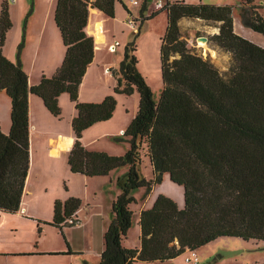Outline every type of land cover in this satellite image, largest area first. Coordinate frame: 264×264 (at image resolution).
Wrapping results in <instances>:
<instances>
[{
  "label": "trees",
  "instance_id": "trees-1",
  "mask_svg": "<svg viewBox=\"0 0 264 264\" xmlns=\"http://www.w3.org/2000/svg\"><path fill=\"white\" fill-rule=\"evenodd\" d=\"M118 1L57 0L55 21L65 47L64 60L53 76H43L34 86L20 61L12 62L3 53L12 28L8 4L3 2L0 91L11 99L12 124L8 134L0 126V211L12 214L21 207L30 168V96L41 98L47 110L60 117L59 97L66 93L77 110L72 120L75 141L68 158L71 172L101 177L127 168L118 179L121 193L112 204L113 219L97 264H164L226 237L264 241V47L234 31L233 7L168 1L161 9L168 20L160 49L158 99L139 70L136 40L127 43L120 68L113 73L115 94L137 92L140 96L137 114L123 134L129 139V150L110 155L89 151L82 144L83 132L111 120L117 106L114 95L100 103L79 101L80 85L94 58V39L87 33L89 10L96 8L115 18ZM258 8L253 0H245L241 21L264 36V17ZM183 18L220 23L219 33L211 40L232 54L229 77L182 39L179 22ZM143 157L153 169L150 181L140 175ZM164 175L183 187L184 207L159 195L140 214V247L126 249L123 240L133 223V192L145 188L150 193ZM80 207L76 197L56 201L51 225L61 231L75 226L68 221Z\"/></svg>",
  "mask_w": 264,
  "mask_h": 264
},
{
  "label": "crops",
  "instance_id": "crops-1",
  "mask_svg": "<svg viewBox=\"0 0 264 264\" xmlns=\"http://www.w3.org/2000/svg\"><path fill=\"white\" fill-rule=\"evenodd\" d=\"M4 1H6L8 4L10 18L12 21V28L7 33L5 45L3 47V53L12 62L20 61L23 70L29 77V84L31 86L37 85L39 84L43 76L51 77L55 74L57 69L61 66L65 56V47L63 45L61 34L55 21L54 8L56 10L55 6L57 4V0H50L48 4L40 2V5H38L37 1L35 0L33 2L32 8H30V4L24 1H21L18 6L15 5L14 2H8L7 0ZM4 1L2 0V4ZM184 1L188 4L200 3H197L195 0ZM2 4L0 6V12ZM138 4L139 3H137V5ZM261 8L262 7L258 8V12L260 13V15H262L260 12ZM164 11L165 10H156L155 6L153 8H141L139 9L138 13V16H140L139 18L134 17L129 10L127 12L129 16H132L135 20H137L140 25L141 22H143L140 28L141 33V31H145L147 29L149 22L159 18V15L161 13H164ZM100 13L103 12L99 11L96 8H90L89 10L87 33L94 39V58L92 63L88 67L79 88V101L83 103L102 102L106 96L114 93V87L116 85V78L113 73L118 72L116 67L120 62V59L111 60L98 58L97 54V41L103 33L101 31V28L105 21L104 18H101L102 16L100 15L102 14ZM153 13H157V15H155L153 18L147 19ZM103 15L105 14L103 13ZM232 16L234 31L238 35L264 47V36L262 34L258 33L260 36L262 35L261 37H263V39L257 37V33L252 29L245 27L242 24L240 15L239 20L236 23L234 18V10ZM209 23L211 22L202 19L183 18L179 22V25L183 34L185 30H192L200 27L209 28ZM215 25V30L211 32V36L219 33L220 23H215ZM165 31L163 29V33L151 34V50L149 52V59L147 62L142 63L143 61H141L140 58L137 57L139 60L138 67L141 71L143 69H150V67L153 68V66L155 65L156 50L160 53L162 37L164 36ZM22 42L24 43L19 51V46ZM109 47H111V44L108 46V49ZM143 71L142 73L148 81V77L146 75L147 73ZM161 91L162 86L160 89V93ZM65 94L66 93L62 94L59 97V105L62 110L60 117L53 116L47 110L41 98L35 95L30 96V168L25 182V189L19 211L12 214L0 211V225L3 221L6 222L7 225L11 226V230L9 232L7 231L4 235L0 230V264H21L26 259L32 261H35L36 259V261H42V263L48 264V260L44 259L55 257L59 255L55 252H63L65 250L63 248H57L56 246H45L44 248L33 246L32 242L29 243L23 241L20 238H17V235L13 234V232H18L17 230L22 227L20 226V223L31 222L37 223L38 227H41L43 229L55 228L59 230L60 233H64V229H70L71 227H65L61 231L59 228L51 225L54 217L55 202H64L70 197L80 198L83 201L87 202V200L85 199H88L87 195H82L79 192H69L66 194H61V187L54 186V182H56L57 180H65V178L67 177L69 178L68 175H82L79 173L71 172L68 164V158L75 141V136L72 129V120L76 117L77 110L69 95L67 94V96ZM115 95H117L116 97L119 98L118 96H121L122 94ZM131 96L138 99L139 106V94L137 92H134ZM11 108V99L5 92L0 91V126L3 132L6 134L9 133L12 124ZM103 123L105 122L97 123L89 129L85 130L81 139L82 144L89 151H101L106 152L110 155H122V153H118L121 152L120 150H122L121 146H116L117 143L112 139L114 137L121 136V133L123 134V132L125 131L124 126H103L106 125ZM102 140H105L104 143H101ZM125 168L126 167L120 169ZM117 170L111 171L107 176H82L85 178L109 179V182H100L101 180H98V182H90L89 185H91L94 191H97L101 186L106 185L109 188L106 194L107 199L111 204H113L114 200L120 194L119 188L114 186V183L124 173V170ZM86 183L88 184L89 182ZM175 193L177 195L179 194L178 191ZM142 200L143 201L141 202V205L139 207V214H141L143 210L151 208L156 201H152L151 193H148ZM176 200L179 208H183L179 205V199ZM80 209L76 212L75 217L77 220H80ZM10 217L12 224L9 223ZM125 239L123 240V242L125 241ZM65 245L67 248H69V244L66 240ZM101 253L99 255V259Z\"/></svg>",
  "mask_w": 264,
  "mask_h": 264
},
{
  "label": "rangeland",
  "instance_id": "rangeland-1",
  "mask_svg": "<svg viewBox=\"0 0 264 264\" xmlns=\"http://www.w3.org/2000/svg\"><path fill=\"white\" fill-rule=\"evenodd\" d=\"M4 1V0H3ZM8 2H14L15 5H19L21 1L30 4V8L33 6L35 0H7ZM37 4L40 2L48 4L50 0H36ZM133 1H137L139 4L135 5ZM157 0H148L146 7L153 8ZM197 3H203L207 5H229L233 7L234 18L236 23L239 20V15L242 10V4L245 0H195ZM145 0H119L115 8V18L102 15L104 18V23L102 25L101 31L103 32L97 41V54L98 58H105L116 60L123 59L124 49L127 43L136 40V56L140 58L141 61L147 62L149 59V52L151 50V34L163 33L167 25V14L166 11L159 15L154 21L149 22L147 29L145 31H138L141 27L138 23L136 29H132L128 25V12L123 7V4L132 13L134 17H140L139 9L143 8ZM2 0H0V6ZM253 4L258 7H262L260 12L264 17V0H253ZM56 7V6H55ZM55 12V8H54ZM28 13V12H27ZM26 15V14H25ZM210 27H200L192 30H185L183 32L182 39L188 42L189 47L204 59L209 60L225 77H229L230 69L233 64L232 54L225 51L223 48L215 44L211 38V32L215 30V23H209ZM205 36L209 41L205 44L197 40L198 37ZM254 36V35H253ZM257 37L263 39L258 33ZM264 40V39H263ZM264 43V42H263ZM114 45L115 50L112 51L109 45ZM156 50L155 65L150 67V69L144 70L147 73L148 85L152 88L154 92L155 99H158L160 95V89L162 86V79L160 73V53ZM120 62L117 64V71L120 68ZM140 70V69H139ZM142 70V71H143ZM140 70V72L142 73ZM143 71V72H144ZM143 74V73H142ZM144 76V75H143ZM67 95V94H65ZM117 106L113 117L110 121L105 122L103 126H124L126 130L132 120L134 119L137 109H138V99L133 96L121 95L117 98ZM68 96V95H67ZM119 99V100H118ZM102 126V125H100ZM117 143L116 146H121V152L125 154L129 148L130 143L128 137L121 136L114 137L112 139ZM102 140L101 143H104ZM100 143V144H101ZM107 143V142H106ZM114 144V143H113ZM119 177L122 179L126 173L127 169ZM117 170V171H120ZM139 171L141 178L150 181L154 178L153 169L150 165L149 159L147 157L142 158L141 165L139 166ZM69 178L65 180H57L54 185L56 187H61V194L69 192H79L82 195H87V202L80 199L82 202L81 209L79 211V221L80 223L71 227L70 229H64V233H60L59 230L55 228L43 229L38 227L37 223L23 222L20 223L22 226L18 232H13L17 235V238L23 241L32 242L33 246H39L44 248L45 246H56L57 248H63V252H55L59 254L55 257H50L48 259V264H97L99 261V255L104 250V233L107 231L110 223L112 222V204L107 199V192L109 188L103 185L97 191H94L91 187L90 182H109V179L103 178H85L82 175H68ZM71 178V179H70ZM118 181L114 183V186L119 188ZM86 182H89L88 184ZM179 192V196L175 192ZM152 201L156 200L159 195H165L172 198L175 202L179 199L180 207H184V189L173 182H171L169 176H163L161 183L156 184L152 191ZM147 195L146 189L141 188L133 192V196L136 199L134 203L130 205V209L133 212V223L128 231L127 238L123 242V246L126 249L135 250L139 248L140 245V226H139V207L141 205L142 199ZM85 197V196H84ZM141 201H139V200ZM139 201V202H138ZM177 203V202H176ZM151 207V206H148ZM150 209V208H149ZM101 212V213H100ZM10 224H12L10 217ZM1 233L4 235L6 232L11 230V226L7 225L6 222L2 221L0 225ZM69 244V248L65 245V240ZM199 259L198 264H263L264 263V241H245L240 238H220L216 241L196 250ZM186 254L176 257L173 260L166 261L164 264H190L186 262ZM21 260V259H20ZM21 264H45L42 261H32L26 259ZM141 264H154V263H141Z\"/></svg>",
  "mask_w": 264,
  "mask_h": 264
},
{
  "label": "built area",
  "instance_id": "built-area-1",
  "mask_svg": "<svg viewBox=\"0 0 264 264\" xmlns=\"http://www.w3.org/2000/svg\"><path fill=\"white\" fill-rule=\"evenodd\" d=\"M174 2V1H177V0H157L156 1V4H155V9L156 10H161L163 9L165 6H166V3L167 2ZM134 4H137L138 2L137 1H133ZM128 25L132 28V29H136L137 28V25L139 22H137V20H135L132 16H129L128 17ZM111 50L114 51L115 50V46L114 45H111ZM124 134V132H123ZM69 224H78L79 223V220H77L75 217H73V220H70L68 221ZM187 254H186V262L187 263H190V264H198L199 263V257H198V254L196 252V250H187L186 251Z\"/></svg>",
  "mask_w": 264,
  "mask_h": 264
},
{
  "label": "water",
  "instance_id": "water-1",
  "mask_svg": "<svg viewBox=\"0 0 264 264\" xmlns=\"http://www.w3.org/2000/svg\"><path fill=\"white\" fill-rule=\"evenodd\" d=\"M197 40L203 43H207L209 41V39L205 36L198 37Z\"/></svg>",
  "mask_w": 264,
  "mask_h": 264
},
{
  "label": "bare ground",
  "instance_id": "bare-ground-1",
  "mask_svg": "<svg viewBox=\"0 0 264 264\" xmlns=\"http://www.w3.org/2000/svg\"><path fill=\"white\" fill-rule=\"evenodd\" d=\"M97 30V29H96ZM98 33V32H97ZM214 42V41H213ZM202 44H205V43H202ZM200 259V258H199Z\"/></svg>",
  "mask_w": 264,
  "mask_h": 264
}]
</instances>
